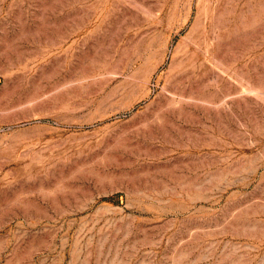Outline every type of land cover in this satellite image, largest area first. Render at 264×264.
Here are the masks:
<instances>
[{
  "label": "rangeland",
  "instance_id": "obj_1",
  "mask_svg": "<svg viewBox=\"0 0 264 264\" xmlns=\"http://www.w3.org/2000/svg\"><path fill=\"white\" fill-rule=\"evenodd\" d=\"M0 264H264V0H0Z\"/></svg>",
  "mask_w": 264,
  "mask_h": 264
},
{
  "label": "bare ground",
  "instance_id": "obj_2",
  "mask_svg": "<svg viewBox=\"0 0 264 264\" xmlns=\"http://www.w3.org/2000/svg\"><path fill=\"white\" fill-rule=\"evenodd\" d=\"M162 106V105H161ZM161 106H159V107H161ZM170 106V105H169ZM165 108V107H164ZM169 108V107H168ZM157 111V110H156ZM176 111V110H175ZM167 110H165V109H160V110H158L157 112H156V114H155V112H154V114H155V116H154V118H152L150 115V117L152 118V119H150L149 117H146V118H149V119H147L146 120V122H145V128L147 129H149L151 126H152V124H154V120L156 121V118H159V119H162L164 116L166 117L167 116ZM152 115V114H151ZM144 118H145V116H144ZM170 118V117H169ZM142 119V118H141ZM143 121V120H142ZM164 121V120H163ZM162 121V122H163ZM139 122V121H138ZM158 122V121H157ZM172 122V121H171ZM140 123V122H139ZM173 123V122H172ZM155 125H157V123L155 124ZM133 127V126H132ZM137 127V126H136ZM144 127V126H143ZM163 127V126H162ZM135 128V127H134ZM136 129V128H135ZM126 131V130H125ZM154 131H156V130H154ZM146 132V131H145Z\"/></svg>",
  "mask_w": 264,
  "mask_h": 264
}]
</instances>
